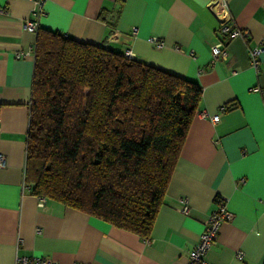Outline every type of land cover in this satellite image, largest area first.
I'll list each match as a JSON object with an SVG mask.
<instances>
[{"label": "crops", "instance_id": "crops-1", "mask_svg": "<svg viewBox=\"0 0 264 264\" xmlns=\"http://www.w3.org/2000/svg\"><path fill=\"white\" fill-rule=\"evenodd\" d=\"M211 0H41L44 28L131 56L201 86L163 201L148 238L37 196L24 187L26 133L36 31L23 24L37 0H0V264L44 256L60 264H188L210 214L232 216L203 264H264V50L258 70L249 50L264 47V0H224L233 28L227 54ZM135 28V30H133ZM17 50L25 51L15 56ZM259 87L260 90H253ZM233 104V105H231ZM219 115L217 122L201 112ZM186 200L187 211L179 208ZM39 229V231L37 230ZM241 250L243 257L236 252Z\"/></svg>", "mask_w": 264, "mask_h": 264}, {"label": "trees", "instance_id": "trees-1", "mask_svg": "<svg viewBox=\"0 0 264 264\" xmlns=\"http://www.w3.org/2000/svg\"><path fill=\"white\" fill-rule=\"evenodd\" d=\"M201 91L134 57L38 27L24 184L148 238Z\"/></svg>", "mask_w": 264, "mask_h": 264}, {"label": "built area", "instance_id": "built-area-1", "mask_svg": "<svg viewBox=\"0 0 264 264\" xmlns=\"http://www.w3.org/2000/svg\"><path fill=\"white\" fill-rule=\"evenodd\" d=\"M39 3V7L32 11V16L29 19H26L23 26L28 31H36L37 30V18L42 14L41 8V0H37ZM209 8L216 13L221 19L219 21V33L223 36L221 40L211 45V55L213 59L223 58L227 54V49L225 46V41L227 38L236 36V35H247V31L239 30L237 28H233L229 24V20L227 18V7L224 0H211L209 1ZM135 30V28H133ZM264 50L261 44L254 46L249 50L250 63L251 65L258 70V60L257 55ZM25 54V51L17 50L15 52V56L20 57ZM124 54L127 57H132L131 52L126 50ZM253 90H260L259 87H253ZM202 117L209 118L212 122H217L219 119V115L208 114L206 111H202ZM6 166V158L3 154L0 153V168ZM24 187L28 188L25 184ZM45 197L37 196V205L42 207L44 205ZM184 205H182L179 209L181 211H187V203L184 199ZM232 214L226 210L224 206H221L217 211H214L210 214L204 224V228L199 236V239L195 246L190 250L188 256V264H203L205 261L204 255L210 246L217 240L218 232L221 223L224 220L230 219ZM39 231V229H37ZM236 256L238 258L243 257V252L238 250L236 252ZM14 264H60L59 262L44 256H17ZM71 264H88L85 262L75 261Z\"/></svg>", "mask_w": 264, "mask_h": 264}]
</instances>
